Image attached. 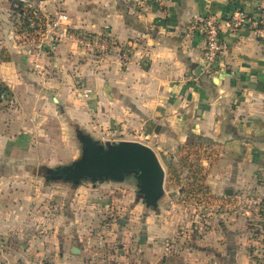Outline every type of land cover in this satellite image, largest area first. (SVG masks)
I'll return each instance as SVG.
<instances>
[{"label": "crops", "instance_id": "crops-1", "mask_svg": "<svg viewBox=\"0 0 264 264\" xmlns=\"http://www.w3.org/2000/svg\"><path fill=\"white\" fill-rule=\"evenodd\" d=\"M37 9L65 13L70 37L32 56L21 16L0 0V264H31L35 253L51 264H84L85 249L71 244L84 232L63 237L62 214L46 218L47 196L31 173V140L57 110L80 125L134 132L163 160L176 161L184 144L211 145L207 183L229 211L213 214L200 239L187 232L165 264H262V216L230 207L264 191V44L254 26L232 23L239 12L257 18L258 0H46ZM202 16H214L221 30L223 51L210 71L206 38L193 28ZM79 40L109 46L102 52Z\"/></svg>", "mask_w": 264, "mask_h": 264}, {"label": "rangeland", "instance_id": "rangeland-1", "mask_svg": "<svg viewBox=\"0 0 264 264\" xmlns=\"http://www.w3.org/2000/svg\"><path fill=\"white\" fill-rule=\"evenodd\" d=\"M54 118L45 126V133L40 134L37 140H31V155L36 158V163L31 159V173L38 182L36 187L43 189L47 196V205L42 211L46 218L50 213L51 218L55 214H62L61 222L66 228L63 237L71 236L77 227L84 232L78 242L71 239V244L79 243V247L85 249L84 264H165L166 254L172 247L175 250L189 241L187 232L191 234L190 240L192 235L200 239L209 227L213 214L225 209L229 211L224 202L213 201L211 191L208 198L198 201L191 198L183 203L179 189L166 188V184L159 207L153 210L146 207L132 176H128L123 183L84 181L77 187L63 181H47L41 174V166L55 168L69 165L82 153L76 130H82L103 143L147 142L134 132L122 128L105 130L98 124L80 125L67 110H63L61 115L57 110ZM156 153L167 170L162 152ZM260 180L264 185L263 172ZM249 194L264 197V191H250L240 196ZM168 195L174 198L175 205L170 203ZM234 204H231L233 211L254 210L262 216L258 223L261 235L264 218L262 207L234 208ZM71 213L72 220L69 217ZM172 216L175 217L174 222L171 221ZM76 218L80 222H75ZM141 235L151 238L149 243L140 244ZM167 245L171 247L170 250H167ZM29 258L31 264H38L39 258L44 264H51L47 255L35 253L30 254Z\"/></svg>", "mask_w": 264, "mask_h": 264}, {"label": "water", "instance_id": "water-1", "mask_svg": "<svg viewBox=\"0 0 264 264\" xmlns=\"http://www.w3.org/2000/svg\"><path fill=\"white\" fill-rule=\"evenodd\" d=\"M76 137L82 153L69 165L42 167L50 179L77 187L84 181L123 183L132 176L146 207L158 209L165 194L167 170L150 146L137 141L103 143L80 130H76ZM226 194L231 196L232 191L227 190ZM146 238L147 235H141L139 243H144ZM72 252L80 253L77 247Z\"/></svg>", "mask_w": 264, "mask_h": 264}, {"label": "built area", "instance_id": "built-area-1", "mask_svg": "<svg viewBox=\"0 0 264 264\" xmlns=\"http://www.w3.org/2000/svg\"><path fill=\"white\" fill-rule=\"evenodd\" d=\"M10 4L12 11L18 10H32L35 21L31 23V28L34 30L33 34H27L26 40H31L32 44L27 49V53L32 56L45 53V50L54 51L57 46L65 39L70 37L68 29V17L65 13H57L54 15H42L37 9L41 7L42 3L46 0H6ZM259 2V16L257 18L248 16L243 12L236 13L232 18V23L235 26H254L253 31L260 38V41L264 44V25L260 18L264 15V0H258ZM194 27H200L206 38L205 46V69L211 70L213 65L219 59L223 45L221 42V30L218 20L214 16H202L195 20ZM82 46H95L100 51H106L108 49V43L106 40H100L97 42L79 40ZM45 46L48 48L46 49ZM36 68H39L38 61L34 60ZM264 174V171H263ZM263 176V175H262ZM234 204V203H233ZM234 208L237 206H244L247 208H259L262 207L264 212V197L254 196L249 194L248 196H238L235 200ZM232 208V206H231ZM202 229V227L200 228ZM260 241L261 246L259 249V255L264 264V218L263 226L261 230ZM1 246V243H0ZM171 247L167 245V250ZM38 264H44L43 260H40Z\"/></svg>", "mask_w": 264, "mask_h": 264}, {"label": "trees", "instance_id": "trees-1", "mask_svg": "<svg viewBox=\"0 0 264 264\" xmlns=\"http://www.w3.org/2000/svg\"><path fill=\"white\" fill-rule=\"evenodd\" d=\"M16 14L21 16L19 32L33 34L31 23L35 21L33 11L18 10ZM3 91L0 89V97ZM214 150L211 145L201 142L184 144L179 146L177 160H165L167 165L166 188H178L182 196L181 201L186 203L189 199L200 200L210 197V187L207 183L208 166L214 158Z\"/></svg>", "mask_w": 264, "mask_h": 264}, {"label": "flooded vegetation", "instance_id": "flooded-vegetation-1", "mask_svg": "<svg viewBox=\"0 0 264 264\" xmlns=\"http://www.w3.org/2000/svg\"><path fill=\"white\" fill-rule=\"evenodd\" d=\"M80 131L82 132V130H80ZM40 171H41L42 176H43L47 181H49V182L53 181L52 179L49 178L50 175L46 172V169L41 168Z\"/></svg>", "mask_w": 264, "mask_h": 264}]
</instances>
